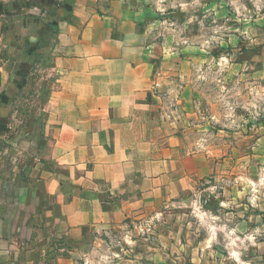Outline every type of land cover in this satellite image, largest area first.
<instances>
[{
  "label": "crops",
  "instance_id": "obj_1",
  "mask_svg": "<svg viewBox=\"0 0 264 264\" xmlns=\"http://www.w3.org/2000/svg\"><path fill=\"white\" fill-rule=\"evenodd\" d=\"M233 3L235 32H261L233 45L259 52L236 67L263 87L264 1ZM30 5L54 35L53 115L32 168L0 167V264H96L106 251L101 264H264V189L206 146L227 125L195 86L201 61L158 40L151 0ZM146 220L147 233L129 230Z\"/></svg>",
  "mask_w": 264,
  "mask_h": 264
},
{
  "label": "rangeland",
  "instance_id": "obj_2",
  "mask_svg": "<svg viewBox=\"0 0 264 264\" xmlns=\"http://www.w3.org/2000/svg\"><path fill=\"white\" fill-rule=\"evenodd\" d=\"M32 1L36 2L24 0L22 7L21 0H0V167L7 175L32 168L47 151L48 145L42 139L43 124L53 115L49 103L57 75L51 51L54 35L51 26L37 16L38 10L28 8L33 6ZM251 1L254 7L264 0ZM151 3L161 19L158 40H167L172 49L180 52L183 48L184 56L201 61L200 68L194 71L201 77L195 80V86L204 93L205 107L216 115L212 125H227L220 126V136L213 137L206 146L214 148L222 160L223 156L231 158L226 163L227 170L249 174L244 183L251 184L259 194L264 189V86L255 79L243 78V69L236 67V61L259 52L255 48L251 51H257L254 55H245L244 51H250L246 45L240 46L244 47L242 53L240 47L233 45L240 39L259 38L261 32H235L232 24H240L236 16L244 18L240 12L245 10H234L233 0ZM239 3L244 4L245 0H238ZM204 131L212 133V127ZM151 222H137L129 230L145 234L150 231ZM110 242L120 244L118 239ZM106 253L94 256L96 264L110 262ZM79 260L80 264H88L84 256Z\"/></svg>",
  "mask_w": 264,
  "mask_h": 264
}]
</instances>
